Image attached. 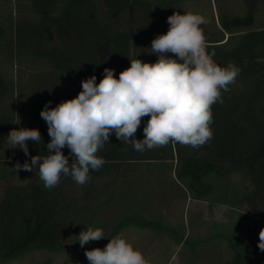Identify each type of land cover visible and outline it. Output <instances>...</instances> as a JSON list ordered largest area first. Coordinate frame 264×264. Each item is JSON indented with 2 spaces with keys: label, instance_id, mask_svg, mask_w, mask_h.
<instances>
[{
  "label": "trees",
  "instance_id": "trees-1",
  "mask_svg": "<svg viewBox=\"0 0 264 264\" xmlns=\"http://www.w3.org/2000/svg\"><path fill=\"white\" fill-rule=\"evenodd\" d=\"M181 0H31L30 11L37 21L15 18L12 10L9 18L0 19V57L12 61L19 51L48 62L50 71L46 78L48 88H52L58 74L74 78L96 76V83L103 78L104 69L119 73L130 67L132 59L145 56L150 52L151 41L169 30L167 17L180 12ZM203 1V0H194ZM251 5L257 0H240ZM264 3V0H260ZM11 0H0V9L10 7ZM19 5L14 11H20ZM157 12V18L151 19V9ZM10 9V8H9ZM99 10L110 19L118 20L123 13L142 16L147 25L132 32L128 25L113 29L99 19ZM1 11V10H0ZM16 12V13H17ZM237 18H233V21ZM224 34H232L225 22H221ZM46 27H53L61 46L53 44L45 33ZM74 29L82 40H89L90 50L80 52L76 47L65 44V30ZM8 36V40H5ZM207 41V51L215 53L214 61L221 67L234 64L240 73L229 91H222L223 103L212 106V138L199 148L170 143L167 146L138 152L131 144L122 143L115 134L109 137V143L97 155L105 160L99 170H90V180L78 185L71 176H64L60 183L46 189L39 178L28 181L23 186H8L0 200V264L25 254L33 249L54 250L65 228L64 215L70 209L65 188L76 185L82 188L84 196L89 188L104 178L116 176L121 165L128 162H162L175 160V179L182 184L192 199L200 200L211 192L212 187L204 183L210 175L225 176L232 172L243 171L251 185V202L258 205L254 213L264 228V31H249L239 37L229 47L230 39L221 38ZM104 54H100V49ZM133 49V57L131 56ZM139 51V52H138ZM140 54V55H139ZM172 56L171 53H169ZM173 58H175L173 56ZM12 86H8L0 73V139L6 141L9 156L13 161H28L31 156L47 155L46 145L50 141L47 127L35 123L48 101H51L47 89H37L32 99V119L35 124L28 129H38L42 143L27 141L29 156L23 150L12 148L7 135L13 130V113H7V95H13ZM149 117L142 118L135 135L144 138L143 128ZM64 155L69 149H62ZM193 196V197H192ZM142 222L140 218L127 217L124 224ZM123 223L117 225L113 233L98 248L103 249L109 239L119 234ZM259 231L253 239L242 242L229 241L233 251L231 264H264V252L258 248ZM83 264H89L85 258Z\"/></svg>",
  "mask_w": 264,
  "mask_h": 264
},
{
  "label": "rangeland",
  "instance_id": "rangeland-1",
  "mask_svg": "<svg viewBox=\"0 0 264 264\" xmlns=\"http://www.w3.org/2000/svg\"><path fill=\"white\" fill-rule=\"evenodd\" d=\"M94 3L100 4L99 0ZM30 4L31 0H11L10 9L8 6L0 9V19H8L12 10V20L19 17L34 23L37 17L30 11ZM16 5L20 6L19 13L14 11ZM179 9L181 14L191 11L204 16L207 23L201 28L206 40L229 37V47L246 32L264 31V3L260 0L251 5L240 0H181ZM150 12L151 19L155 20L154 7ZM98 16L103 24L113 29L121 24V27L128 25L132 32H137L147 25L142 16L129 12L121 14L117 21L100 10ZM235 17L237 20L233 21ZM222 21L232 34H224ZM45 33L54 45L61 46L53 27H46ZM65 35V44L82 53L90 50L89 40H82L74 29L67 28ZM17 51L20 54L12 61L0 57V73L8 86L14 88L13 95L8 93L6 96L7 113H13L15 117L14 129L27 128L37 122L47 127L41 116L35 123L32 119L35 90L47 89L51 97L49 107H55L64 100L75 98L82 90L81 81L85 78L58 74L50 89L46 81L50 71L48 62L35 59L21 49L14 50ZM150 52L137 59L156 62L158 57ZM133 53L131 49L132 57ZM100 54H104L103 48ZM135 138L140 139L139 135ZM8 148L6 141L0 139V200L6 187L23 186L39 178L38 167L32 172L16 171V163L24 162L13 161ZM65 156L69 163L73 162L74 157ZM175 165V160L128 162L121 165L112 179L97 181L86 196L79 186L65 188L70 209L64 215L65 228L57 248L33 249L5 264H83L85 251L101 246L127 217L140 218L142 222L124 224L119 234L122 233L150 264H231L233 251L229 241L253 239L261 227V220L254 215L259 207L251 202L247 175L243 171L220 177L210 175L204 183L212 187L211 192L196 200L175 179ZM87 227H100L107 237L81 247L78 235Z\"/></svg>",
  "mask_w": 264,
  "mask_h": 264
},
{
  "label": "clouds",
  "instance_id": "clouds-1",
  "mask_svg": "<svg viewBox=\"0 0 264 264\" xmlns=\"http://www.w3.org/2000/svg\"><path fill=\"white\" fill-rule=\"evenodd\" d=\"M167 23V33L151 41L150 54L158 57L156 62L132 59L118 78L114 69L105 68L98 84L95 75L81 81L82 90L75 98L55 107H49L48 101L40 112L50 137L47 155L31 156V163L17 162L15 170L32 172L38 167L46 189L56 187L62 175L71 176L82 186L90 180V170L105 164L97 153L113 133L141 153L170 143L193 148L207 143L213 136L212 106L223 103L222 91H229L241 70L231 63L219 66L213 59L215 53L207 51L201 28L207 23L204 16L174 12ZM144 117H149L144 138L136 139ZM7 138L12 148L23 150L26 156L30 155L27 141L42 143L38 129H13ZM65 147L74 157L72 163L63 154ZM105 237L102 228L87 227L78 235V243L84 247ZM257 246L264 252V228L259 231ZM84 254L89 264H150L122 233L109 239L103 249L97 247Z\"/></svg>",
  "mask_w": 264,
  "mask_h": 264
}]
</instances>
